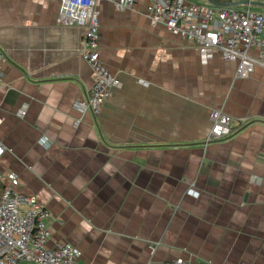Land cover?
<instances>
[{
	"label": "crops",
	"instance_id": "0c3cea01",
	"mask_svg": "<svg viewBox=\"0 0 264 264\" xmlns=\"http://www.w3.org/2000/svg\"><path fill=\"white\" fill-rule=\"evenodd\" d=\"M146 4L97 2L99 57L120 84L93 115L83 30L56 22L60 0H0V172L50 211L48 246L84 263L264 264V68L239 78L219 52L203 60ZM212 109L231 134L205 145Z\"/></svg>",
	"mask_w": 264,
	"mask_h": 264
},
{
	"label": "built area",
	"instance_id": "2783aa9c",
	"mask_svg": "<svg viewBox=\"0 0 264 264\" xmlns=\"http://www.w3.org/2000/svg\"><path fill=\"white\" fill-rule=\"evenodd\" d=\"M99 0H60L56 22L82 28L81 56L90 65L93 84L83 110L100 112L104 101L120 82L99 57ZM126 10L134 0H107ZM145 13L150 24H162L169 32L189 42L203 60L219 52L225 61L236 62V75L247 78L256 66L264 68V13L233 6H207L189 0H147ZM5 57L0 47V60ZM4 72L0 69V82ZM210 128L206 143L231 133V117L219 110L209 115ZM0 140V157L6 151ZM13 172H0V264L33 262L36 264H93L80 260L81 250L68 243L48 246L51 236L47 221L50 211L34 195L18 189ZM189 193H194L192 188ZM156 264H189L182 259Z\"/></svg>",
	"mask_w": 264,
	"mask_h": 264
},
{
	"label": "rangeland",
	"instance_id": "374dc122",
	"mask_svg": "<svg viewBox=\"0 0 264 264\" xmlns=\"http://www.w3.org/2000/svg\"><path fill=\"white\" fill-rule=\"evenodd\" d=\"M212 110H217V109H212ZM212 110H211V111H212ZM211 111H210V112H211ZM210 112H209V114H208V120H209ZM209 128H210V120H209ZM208 131H209V130H208ZM207 134H208V133H207ZM230 134H231V133H230ZM230 134H229V135H230ZM229 135H227V136H229ZM206 136H207V135H206ZM206 136H205L204 140L206 139ZM227 136H225V137H227ZM225 137L219 138L218 140H221V139H223V138H225ZM204 140H203V143H204L205 145L209 143V142L206 143ZM218 140H215V141H218ZM211 142H212V141H211ZM18 264H36V263L22 261V262H19Z\"/></svg>",
	"mask_w": 264,
	"mask_h": 264
},
{
	"label": "water",
	"instance_id": "95a60500",
	"mask_svg": "<svg viewBox=\"0 0 264 264\" xmlns=\"http://www.w3.org/2000/svg\"><path fill=\"white\" fill-rule=\"evenodd\" d=\"M208 2L209 3H211V4H217L216 2H214L213 0H208ZM220 5H222V6H227V5H231V4H220ZM264 5V4H263Z\"/></svg>",
	"mask_w": 264,
	"mask_h": 264
}]
</instances>
